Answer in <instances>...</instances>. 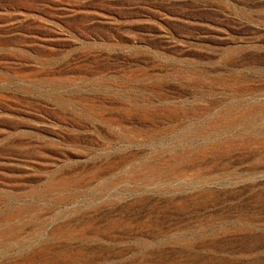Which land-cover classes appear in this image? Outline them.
I'll use <instances>...</instances> for the list:
<instances>
[{
    "label": "rangeland",
    "instance_id": "374dc122",
    "mask_svg": "<svg viewBox=\"0 0 264 264\" xmlns=\"http://www.w3.org/2000/svg\"><path fill=\"white\" fill-rule=\"evenodd\" d=\"M0 264H264V0H0Z\"/></svg>",
    "mask_w": 264,
    "mask_h": 264
}]
</instances>
